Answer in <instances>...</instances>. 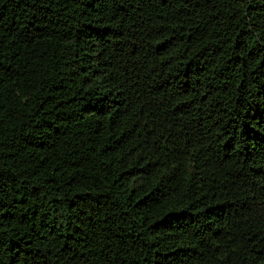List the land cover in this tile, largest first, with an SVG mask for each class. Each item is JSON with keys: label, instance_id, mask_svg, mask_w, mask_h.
<instances>
[{"label": "trees", "instance_id": "obj_1", "mask_svg": "<svg viewBox=\"0 0 264 264\" xmlns=\"http://www.w3.org/2000/svg\"><path fill=\"white\" fill-rule=\"evenodd\" d=\"M0 264H264V0H0Z\"/></svg>", "mask_w": 264, "mask_h": 264}]
</instances>
